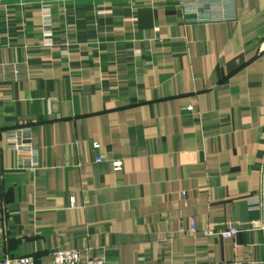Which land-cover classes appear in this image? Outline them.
<instances>
[{"label":"crops","instance_id":"1","mask_svg":"<svg viewBox=\"0 0 264 264\" xmlns=\"http://www.w3.org/2000/svg\"><path fill=\"white\" fill-rule=\"evenodd\" d=\"M263 37L264 0H0V258L264 264Z\"/></svg>","mask_w":264,"mask_h":264},{"label":"built area","instance_id":"2","mask_svg":"<svg viewBox=\"0 0 264 264\" xmlns=\"http://www.w3.org/2000/svg\"><path fill=\"white\" fill-rule=\"evenodd\" d=\"M259 51H264V37L259 42ZM23 131L12 132L10 134L9 146L12 150L16 152H21L25 150V144L23 143L24 134ZM93 147L97 148L98 145L94 144ZM113 166L115 169H119L121 166L120 162H113ZM253 207H258L259 202L252 203ZM191 230L194 231V226L191 224ZM238 230L229 226L226 229L213 232V231H205L204 235L208 236H217L221 238H232L236 236ZM0 264H37L35 258L31 255H21L15 257H4L0 258ZM52 264H106V261L103 257H87L85 259H81L78 250L75 249H61L55 251L53 253V261ZM201 264V263H196ZM222 264V263H221Z\"/></svg>","mask_w":264,"mask_h":264}]
</instances>
